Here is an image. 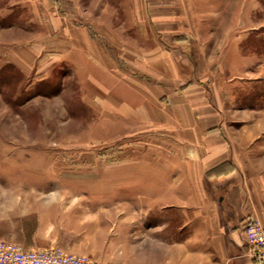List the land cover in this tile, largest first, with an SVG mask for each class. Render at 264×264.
Instances as JSON below:
<instances>
[{
    "label": "crops",
    "instance_id": "0c3cea01",
    "mask_svg": "<svg viewBox=\"0 0 264 264\" xmlns=\"http://www.w3.org/2000/svg\"><path fill=\"white\" fill-rule=\"evenodd\" d=\"M239 1L8 0L0 7V28L41 38L14 49L23 77L49 85L70 70L79 82L80 103L96 118L89 142L133 137L129 187L38 190L35 181H53L55 155L4 148L0 165L14 159L23 169L5 167L7 176L31 181L0 185V195L28 198L30 206L13 237L0 222V240L60 245L107 264H257L244 224L264 225V110L252 107L259 120H226L233 68L240 61L249 68L254 58L234 45V28L255 27L245 5L236 12Z\"/></svg>",
    "mask_w": 264,
    "mask_h": 264
},
{
    "label": "rangeland",
    "instance_id": "374dc122",
    "mask_svg": "<svg viewBox=\"0 0 264 264\" xmlns=\"http://www.w3.org/2000/svg\"><path fill=\"white\" fill-rule=\"evenodd\" d=\"M7 3L8 0H0V7ZM234 4L236 12L242 10V6L245 5L243 12L246 14L251 12L249 19L255 25L253 28H234V45L239 44V52L250 53L254 58H251L249 68L243 61L233 68L235 81L233 90L236 96L226 120L230 122L259 120L260 117L257 115L253 117L252 110L254 108L264 110V0H240ZM29 33L21 32L19 28H0V57L4 46H12L10 57L0 58V152L8 148L9 152L16 153L14 156L18 153L20 156H26L37 152L46 156L55 155L57 165L56 172L51 177L53 181L48 184L35 181L34 187L38 186V190L40 185L49 190L55 188L81 190L87 185L97 187L105 184L131 186L133 137L89 142L90 139L97 138L96 131L92 133L88 125L95 122L96 118H91V113L85 111L87 107L81 105L79 82L73 80L72 72L68 70V73L61 71V74H54L51 76L52 80H48L50 84L45 85V81L43 83L23 77L14 66V57H18L14 49L23 51L22 47L26 44L39 42L40 37ZM31 51L34 52L32 49L28 50ZM21 62L23 65L26 63L23 58ZM219 94L223 98L226 97L225 91ZM245 106H249L251 112L243 113L242 107ZM64 107L69 109V113L67 111L64 113ZM262 114L261 116H264V113ZM232 131L237 130L234 128ZM99 133L109 137L106 130ZM5 167H13L15 169L13 172L17 174L20 173L18 170L23 172L22 167L17 168L14 159L6 163V166L0 165V185H16L18 182L15 180L18 177L9 178L7 175L10 171ZM82 170L89 171L78 172ZM20 177L18 181L23 178ZM22 180L31 181L28 176ZM35 192L32 189L28 196ZM21 195L24 196L22 193L17 196ZM108 195L109 193L104 194L105 197ZM128 195L133 199V191L128 190ZM97 196L98 194L95 195ZM20 201L22 203L5 199L0 195V222L6 223L1 227L10 237L17 231L14 223L27 216L24 208L30 206L28 198L26 202ZM13 242L18 243L15 240Z\"/></svg>",
    "mask_w": 264,
    "mask_h": 264
},
{
    "label": "built area",
    "instance_id": "2783aa9c",
    "mask_svg": "<svg viewBox=\"0 0 264 264\" xmlns=\"http://www.w3.org/2000/svg\"><path fill=\"white\" fill-rule=\"evenodd\" d=\"M245 240L257 264H264V225L255 219L244 224ZM0 264H107L86 254L74 253L60 245L25 248L13 241L0 240Z\"/></svg>",
    "mask_w": 264,
    "mask_h": 264
}]
</instances>
